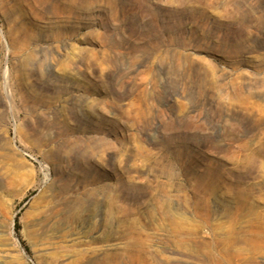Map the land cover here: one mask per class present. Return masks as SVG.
<instances>
[{
	"label": "rangeland",
	"instance_id": "374dc122",
	"mask_svg": "<svg viewBox=\"0 0 264 264\" xmlns=\"http://www.w3.org/2000/svg\"><path fill=\"white\" fill-rule=\"evenodd\" d=\"M260 262L264 0H0V264Z\"/></svg>",
	"mask_w": 264,
	"mask_h": 264
},
{
	"label": "bare ground",
	"instance_id": "6f19581e",
	"mask_svg": "<svg viewBox=\"0 0 264 264\" xmlns=\"http://www.w3.org/2000/svg\"><path fill=\"white\" fill-rule=\"evenodd\" d=\"M161 214V213H160ZM152 216V215H151ZM161 216V215H160ZM205 220V219H204ZM257 221V220H256ZM231 226V225H230ZM177 229V228H176ZM243 230V229H242ZM232 231H234V230H232ZM233 234V233H232ZM244 235V234H243ZM175 237V236H174ZM250 237V236H249ZM219 240V239H218ZM246 242V241H245ZM223 243V242H222ZM236 243H241V241L238 239V240H236ZM245 245V244H244ZM231 246H233V245H231ZM130 248V247H129ZM234 248V247H233ZM258 247H256L253 243H251V244H248V247H247V249H245L249 254H254V253H258ZM229 250H230V243L225 247V249H223V253H225V254H223V257L224 258H226L227 257V259L229 260V259H232V258H234V257H237L238 258V256L240 257V252L237 250L235 253L233 252V253H229ZM235 250V249H234ZM209 252V251H208ZM248 254V255H249ZM131 255V254H130ZM247 255V256H248ZM257 258V257H256ZM263 258V257H262ZM241 259V258H240ZM248 260H250V263L251 262H253V260L250 258V259H248ZM120 261V260H119ZM108 262V261H107ZM162 262V261H161ZM215 262V261H214ZM255 262V261H254ZM220 263H222V262H220ZM261 263V262H260ZM216 264V263H215ZM262 264V263H261Z\"/></svg>",
	"mask_w": 264,
	"mask_h": 264
}]
</instances>
